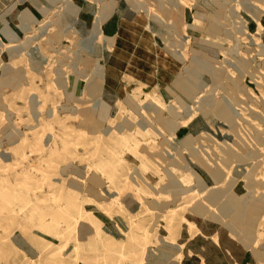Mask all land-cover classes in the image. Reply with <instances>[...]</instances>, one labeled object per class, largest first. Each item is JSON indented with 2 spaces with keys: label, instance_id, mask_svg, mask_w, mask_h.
Wrapping results in <instances>:
<instances>
[{
  "label": "rangeland",
  "instance_id": "obj_1",
  "mask_svg": "<svg viewBox=\"0 0 264 264\" xmlns=\"http://www.w3.org/2000/svg\"><path fill=\"white\" fill-rule=\"evenodd\" d=\"M214 229L264 255V0H0V264Z\"/></svg>",
  "mask_w": 264,
  "mask_h": 264
},
{
  "label": "crops",
  "instance_id": "obj_2",
  "mask_svg": "<svg viewBox=\"0 0 264 264\" xmlns=\"http://www.w3.org/2000/svg\"><path fill=\"white\" fill-rule=\"evenodd\" d=\"M220 232L217 229L212 230V234L201 232L198 236L200 238H195L189 243L183 260L175 264H264V255H260V258L247 254L239 256L235 250V242L224 238ZM213 234L215 239L211 238ZM205 236L208 241H205Z\"/></svg>",
  "mask_w": 264,
  "mask_h": 264
}]
</instances>
